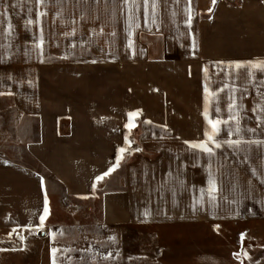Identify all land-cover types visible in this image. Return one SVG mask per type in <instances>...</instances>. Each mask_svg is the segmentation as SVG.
I'll return each instance as SVG.
<instances>
[{"label": "crops", "instance_id": "0c3cea01", "mask_svg": "<svg viewBox=\"0 0 264 264\" xmlns=\"http://www.w3.org/2000/svg\"><path fill=\"white\" fill-rule=\"evenodd\" d=\"M253 3L249 42L219 31L228 0H78L61 49L41 55L35 38L24 54L18 41L0 93L26 138L24 155L0 151V231L38 228L51 180L98 200L111 228L264 220V0ZM232 62L238 117H209V85ZM48 250L62 260L41 264L104 263Z\"/></svg>", "mask_w": 264, "mask_h": 264}, {"label": "rangeland", "instance_id": "374dc122", "mask_svg": "<svg viewBox=\"0 0 264 264\" xmlns=\"http://www.w3.org/2000/svg\"><path fill=\"white\" fill-rule=\"evenodd\" d=\"M228 1L236 7V11L225 13L229 24L225 30L219 31L232 34L236 41L243 33L247 42L253 41V0ZM77 7L78 0H0V60H14L18 41L22 43L24 54H30L35 38H39L38 52L41 55L52 47L54 51L61 49L62 39L65 38L62 27L70 25L77 28V24L73 23L78 18ZM244 8L245 18L237 13ZM238 18H244L246 28L237 29ZM75 37L77 34L73 31L66 35L71 40H76ZM49 39L52 46L48 43ZM191 66L198 67L197 64ZM218 70H229L231 77L212 79L208 116L220 120L238 117V63L225 64ZM248 96L252 97L248 98V103L253 102V95ZM12 103V95L0 93V151L8 156L24 155L22 149L26 133L24 128L16 126V117L20 115L15 113ZM248 103V112H252ZM46 183L49 185H46L45 221L35 229L0 231V262L41 264L52 257L61 261V253H48V248L53 246L60 251L63 247L72 248L71 257L102 258L103 264L107 261L110 264H264V220L259 218L247 217L237 222L111 228L98 220V200L68 196L56 181Z\"/></svg>", "mask_w": 264, "mask_h": 264}]
</instances>
